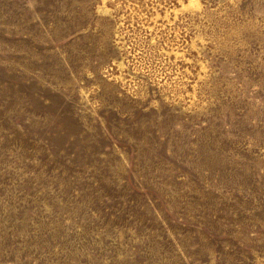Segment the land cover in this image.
<instances>
[{"label":"rangeland","instance_id":"obj_1","mask_svg":"<svg viewBox=\"0 0 264 264\" xmlns=\"http://www.w3.org/2000/svg\"><path fill=\"white\" fill-rule=\"evenodd\" d=\"M0 0V264H264V0Z\"/></svg>","mask_w":264,"mask_h":264},{"label":"bare ground","instance_id":"obj_2","mask_svg":"<svg viewBox=\"0 0 264 264\" xmlns=\"http://www.w3.org/2000/svg\"><path fill=\"white\" fill-rule=\"evenodd\" d=\"M105 1V0H104ZM194 1V3L196 2V3H198V1L197 0H191V2H193Z\"/></svg>","mask_w":264,"mask_h":264}]
</instances>
